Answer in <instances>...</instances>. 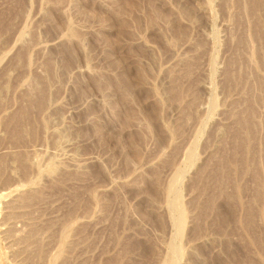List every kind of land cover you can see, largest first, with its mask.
I'll return each mask as SVG.
<instances>
[{
	"label": "rangeland",
	"instance_id": "rangeland-1",
	"mask_svg": "<svg viewBox=\"0 0 264 264\" xmlns=\"http://www.w3.org/2000/svg\"><path fill=\"white\" fill-rule=\"evenodd\" d=\"M0 264H264V0H0Z\"/></svg>",
	"mask_w": 264,
	"mask_h": 264
}]
</instances>
